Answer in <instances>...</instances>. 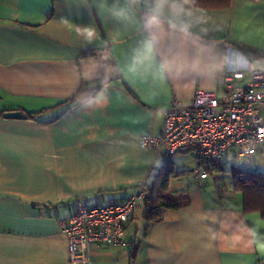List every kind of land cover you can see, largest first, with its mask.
I'll list each match as a JSON object with an SVG mask.
<instances>
[{"label": "crops", "instance_id": "crops-1", "mask_svg": "<svg viewBox=\"0 0 264 264\" xmlns=\"http://www.w3.org/2000/svg\"><path fill=\"white\" fill-rule=\"evenodd\" d=\"M0 9V264H71L62 222L73 201L123 200L163 166L183 172L166 197L185 206L150 221L136 210L123 244H93L90 264H264V217L245 211L228 166L200 179L193 154L166 165L139 146L175 101L220 95L227 75L241 73L245 86L250 69L264 70V0H0ZM12 111L28 118L4 117ZM249 171L264 175V143Z\"/></svg>", "mask_w": 264, "mask_h": 264}, {"label": "built area", "instance_id": "built-area-1", "mask_svg": "<svg viewBox=\"0 0 264 264\" xmlns=\"http://www.w3.org/2000/svg\"><path fill=\"white\" fill-rule=\"evenodd\" d=\"M250 81L238 86L239 72L224 78L220 95L196 91L187 105L175 101L163 111V128L159 135L139 138L142 150H154L162 158L191 153L197 165L193 175L206 179L217 172V165L228 161L249 171L254 155L264 143V70L250 69ZM151 189L147 181L123 200L90 203L77 198L73 212L62 222L68 240L71 264H90V247L105 248L123 244L134 212L152 207Z\"/></svg>", "mask_w": 264, "mask_h": 264}, {"label": "trees", "instance_id": "trees-1", "mask_svg": "<svg viewBox=\"0 0 264 264\" xmlns=\"http://www.w3.org/2000/svg\"><path fill=\"white\" fill-rule=\"evenodd\" d=\"M191 1L197 6L220 8L227 7L230 3V0ZM81 56L83 58L94 57L96 56V50H85L82 52ZM32 117L33 115H29V118ZM179 154L164 157L165 164L167 165L168 163H171L172 158ZM227 166L229 167L228 174L232 176L235 190L243 195L245 211H258L264 217V175L261 173H253L252 171L239 169L231 162L223 161L217 165V172L210 173V176L225 172L224 169ZM182 173L183 172H177L172 166H163L160 169L158 177L153 181L152 186H150L152 207L147 210L148 213L146 218L148 221L152 220V218L153 220H160L161 212L164 210L177 211L185 206L184 203H180L166 197V193L169 191L171 180L180 176ZM134 255L135 250L132 252V257H134Z\"/></svg>", "mask_w": 264, "mask_h": 264}, {"label": "rangeland", "instance_id": "rangeland-1", "mask_svg": "<svg viewBox=\"0 0 264 264\" xmlns=\"http://www.w3.org/2000/svg\"><path fill=\"white\" fill-rule=\"evenodd\" d=\"M189 156H191V153H187ZM180 188V183H177V184H174L173 187L171 188L170 190V193H169V196H172L174 193L173 190H179ZM180 200V199H179ZM142 220L140 218H137L134 222H133V225H132V231L136 230L137 228H140L141 229V226H142Z\"/></svg>", "mask_w": 264, "mask_h": 264}, {"label": "water", "instance_id": "water-1", "mask_svg": "<svg viewBox=\"0 0 264 264\" xmlns=\"http://www.w3.org/2000/svg\"><path fill=\"white\" fill-rule=\"evenodd\" d=\"M4 117L7 119H20V120H24L28 118L26 114L20 111L7 112L4 114Z\"/></svg>", "mask_w": 264, "mask_h": 264}, {"label": "snow or ice", "instance_id": "snow-or-ice-1", "mask_svg": "<svg viewBox=\"0 0 264 264\" xmlns=\"http://www.w3.org/2000/svg\"><path fill=\"white\" fill-rule=\"evenodd\" d=\"M3 14V9H0V15H2Z\"/></svg>", "mask_w": 264, "mask_h": 264}]
</instances>
